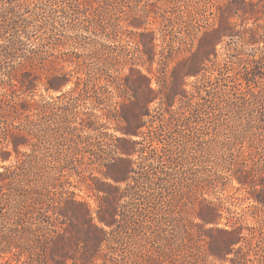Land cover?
I'll return each instance as SVG.
<instances>
[{
  "label": "trees",
  "instance_id": "obj_1",
  "mask_svg": "<svg viewBox=\"0 0 264 264\" xmlns=\"http://www.w3.org/2000/svg\"><path fill=\"white\" fill-rule=\"evenodd\" d=\"M124 1L103 0L100 6L93 0L83 3L60 0L59 9L51 10L45 25L47 29L43 28V37L38 43H32L31 37L20 30L14 18V7L2 6L0 9V156L6 160L10 155L9 147L20 155L13 165L0 171V260L9 256L1 264H17L22 257L27 259V264H98V261L100 264H123L119 259L123 258L121 254L107 258L106 251L110 253V250L122 246L121 235L127 233L130 223H135V217L148 218L153 198L164 202L163 225L171 228L165 233L166 228L160 226L161 233L153 237L161 244L159 250L148 247L150 239L146 238L156 223L141 226L140 230H137L138 226L134 228L133 232L142 234L146 244L138 246L137 255L128 257L130 264H154L159 258L171 259L173 264H188L189 259L194 258L198 264H205L208 257L221 264L251 262L248 254L253 245L242 234L240 226L217 227L219 209L214 203L202 200L197 211L201 223L195 224L191 221L193 209L192 214L189 209L181 210L189 200V191L173 196L165 186L173 181L185 151L190 149L189 157L197 158L203 174L206 171L198 183L201 189L216 187L224 178L252 189L254 173L260 169L254 171L252 167L240 166L241 161L237 162L232 152L233 145L240 144L246 137L252 120L224 140L220 139V134L228 125L226 121L215 119L211 125L212 136L198 141V122L192 121V114L184 112L182 129L177 131V137L170 138L172 143L161 146L157 144L161 143L159 139L154 137V123L157 119L158 126L168 127V124L178 122L179 106L175 109L174 104L178 101L181 105L183 99H187V104L191 105L196 94L200 100L194 102V107L203 106L201 100L204 98L199 96V89L187 91L183 89V81L206 70V61L217 65L216 61L209 59L212 53L214 58L217 57V44L224 39L232 41L235 37L247 46L258 44L264 35V25H259L261 17H256V12H253L255 25L252 28L236 30V25L230 22L232 10L234 14L242 12L247 15L243 7L256 4L246 0L227 1L217 16V23L202 33L199 46L177 62L170 72V59L162 48L157 61L158 89L155 90L149 76L157 55L154 32L147 27L150 10L140 14L138 5L128 7L131 18L127 24L135 29L134 35L138 38H129L133 39L134 47L126 49L120 43L123 41L120 15L125 12ZM91 9L97 10L95 18L87 15ZM260 12L264 18V11ZM57 17L62 20L56 21ZM91 27L112 44L94 42L95 45H90L85 33H89ZM66 28L75 32L69 34ZM248 62L252 61L243 60L242 64L246 75L251 77L244 80L253 84L264 83L260 80L264 78L261 65ZM146 65L148 74L142 70ZM220 66L218 64V74L221 73ZM168 72L173 79L170 84L167 82ZM39 83L46 91L59 94L39 100L33 95L21 96L32 92ZM69 84L72 86L64 91ZM96 89H113L121 97L133 98L134 102L119 108L97 110L99 113L77 111L75 103L79 98L85 97L89 91L96 93ZM229 94L228 97L224 94L223 107H218L214 116L222 117L231 112L237 115L240 111L252 115L253 105L260 106L264 98V93L260 99L252 94L255 102L248 103L244 98ZM155 101L158 106L152 113L149 104ZM104 120L119 125L122 137L118 141L124 144L115 147L112 151L115 157L107 163L103 162L106 152L100 144L88 142V139L103 134L99 129ZM147 143H150L148 151L145 150ZM21 148L28 151L20 152ZM226 151L227 155L224 154ZM85 154L96 159L100 168H105L103 175L113 183L97 185L93 177H89L92 183L87 182L82 174L85 170L81 169ZM134 155L138 156L137 162L131 160ZM212 156L223 161L214 173L205 167ZM73 175L76 182L91 192L102 193L96 194L98 205L95 211L84 200H77L74 192L62 187L63 183L71 186L68 178ZM185 184L187 188L193 186L192 183ZM125 198L128 200L123 202ZM252 198L264 208V187ZM139 199L143 200L144 208L135 202ZM66 222L69 226L62 227ZM207 238L208 250L200 255L202 252L194 249L196 241Z\"/></svg>",
  "mask_w": 264,
  "mask_h": 264
},
{
  "label": "rangeland",
  "instance_id": "obj_2",
  "mask_svg": "<svg viewBox=\"0 0 264 264\" xmlns=\"http://www.w3.org/2000/svg\"><path fill=\"white\" fill-rule=\"evenodd\" d=\"M52 1V3H49L46 0H0V9L2 6L14 7L16 13H12V15L14 14V18L16 19L20 30H22L25 35L31 37L30 39L32 43H38L43 37L44 29H47L45 25L49 21L51 10L59 9L58 5L60 0ZM84 1L87 0H78L79 3H83ZM227 1L232 2L234 0H125L123 4V10L125 12L120 15L121 26L123 27V41L120 43L124 48L131 49L134 47V44L132 43L133 39L129 38H138L136 37L137 35H134L135 29L127 24L131 18L129 16L128 7L131 5H138L137 9L140 11V14H142V11L144 10H150L151 14L149 17V25L147 27L150 31L154 32L156 44L155 53L157 55L151 67L152 73L149 76L152 78V88L156 90L158 89L156 84V75L159 67L157 61L162 48L164 49L165 55L170 59L168 64V70L170 72L172 67H174L177 62L185 58L191 51L195 50L199 46L202 33L208 31L211 27H213V24L217 23V16H219V13L223 11L224 5L226 6ZM250 1L255 2L256 5L253 7L245 5L243 7V9L247 11V15H243L242 12L234 14V10L231 12L230 22L236 25V30L254 27L255 14L253 12L257 13L256 17H261V20L258 22L259 25H264V18L260 12L264 11V0L262 2H259L260 0H246L248 3ZM93 3L101 6L103 5V0H93ZM143 5L148 6L143 7ZM251 13H253L252 15L254 16H251ZM96 14L97 10L91 9L88 11L87 15L89 18H95ZM58 15H60V13H57V16ZM81 15L82 14L79 16ZM80 18L83 19L82 16ZM59 20H62L61 17L56 18V21ZM66 29L69 31V34H73L75 32V30L71 28ZM260 32H262L261 29ZM85 35L89 37L88 40L89 43H91L90 45H95L94 42H104L107 45L112 44L111 41H105L99 31L93 27H91L89 33H85ZM120 43L116 44L120 45ZM215 50L217 57L214 58L212 53L209 56V59L211 61H216L217 63L215 64L217 65H213V63L206 61V70L201 71L197 77L190 76L188 78H184L183 81V89L187 91L190 89H199V96L201 95V97L204 98L201 100V102H204L203 106L194 107V102L200 100L198 94H196L195 99L192 100L191 105L187 104V99H183L181 105H178L179 102L177 101L173 108L176 109L179 106V121L168 124V127H163L161 125L158 126V121L155 119L154 126L156 131L154 132V137H157V139L161 142L160 144L157 143L158 146L168 144L171 142L172 138H176L177 131L182 129V113L184 112L186 114H192V121L197 120L198 122L196 130L198 141L202 139L206 140L209 136H212L213 129L211 128V125L215 119L221 120L222 122L226 121L228 125V128L225 127L226 130L220 134V139L224 140H228L231 135L240 131L241 127L246 126V124L252 120L246 137L240 144L236 143L233 145L232 152L236 155L237 162L241 161L240 166H247L248 168L252 167L254 171L260 169V171L254 173L255 185L252 189H249L247 187L240 186L236 180L224 178L220 180L221 182L216 187L210 186L204 190L201 189L198 183L206 171H204L203 174V171H201L200 168V161L197 158L189 157L190 149H187L188 151H185L182 164L176 168L179 171L173 175V181L166 184L165 187H168V192L173 196L179 194L181 191H189V200H186L185 205L181 206V210L184 212L189 209L192 214L193 209L194 213L191 221L195 224L201 223L199 218H197V211L202 200L214 203L219 209L217 227L220 229H229L234 224L236 226H240V228H242V234L246 236L247 240H249V242L253 245L251 252L248 254V259L251 262H248L247 264L257 263L260 261H263L264 263V208L257 204L252 198L261 192V189L264 187V98L262 97L260 106L253 105L255 110L252 115H248L246 111H240L237 115L231 112L222 117L218 115L214 116L216 115L214 114L216 109L218 107H223L222 101L226 100L224 94L227 97L230 95L229 93L235 94L237 97L247 100L248 103H254L255 99L252 97V94L257 95L260 99L264 93V83L261 82L253 84L252 81L246 82L244 80L247 76L251 77V75H246L244 64H242L243 60L252 61L248 62L250 64L259 63L262 67V77H264V35L259 40L258 44L249 46L244 45L238 37H235L232 41L224 39L222 43L216 45ZM218 64L221 65L220 74L217 72V69L219 68ZM146 67L148 66L146 65L142 68V70L144 73L148 74ZM124 72H127V69H125ZM169 72L167 77L168 84L173 81V79L169 77ZM260 80L263 81L264 78ZM71 86L72 84H69L63 90L67 91ZM58 94L59 93L56 92L46 91L43 84L39 83L37 88L33 89L32 92L24 93L21 96L27 98L33 95L35 100H39L41 98H54ZM96 98L101 101L97 102L95 100ZM128 98L130 97L119 96L113 89H96V93L89 91L85 97L79 98V100L75 103V106L76 110L80 113L91 111L97 112V110H107L113 107L119 108L121 105H128L131 102H134L133 98H130V100ZM157 102L158 101H155L154 103L149 104L150 112H154L158 106ZM234 110H236L235 107ZM103 122L104 125H102L99 129V132H102L103 134H101L98 138L92 137L91 139H88V142L92 145L100 144L106 152V157H104L105 160H103V162L107 163L115 157L112 152L115 147L122 146L124 144L118 141V138L122 137V134L119 131V125L115 122H105V120ZM132 139L137 140L136 137H132ZM148 145H150V143L146 144L145 150L147 151L150 150ZM154 146H156V143H154ZM7 150L10 151V155L6 158V160H2L0 156V171H2L3 167L13 165L19 159L20 155L15 154L10 147ZM23 151H28V149L21 148L20 152ZM224 154L227 155V151ZM89 157L91 160L88 159ZM137 158L138 156L134 155L131 157V160L137 162ZM83 162L84 165L81 166V169L83 168L85 171L82 174H84L88 183H92L91 180H89V177H93V179L96 180L97 185L102 186L103 183H113L111 179L105 178L103 175L105 168H100L96 163V159L85 154ZM220 162L223 161H220V159H216L215 156H212L208 159V162L205 163V167L214 173L216 170L220 169V167H218ZM46 166L51 167L50 164H46ZM183 172H185V175ZM68 179L71 182V186L67 183H63L61 184L62 187L66 190L74 192L77 200H84L88 203V205H90L91 209L95 211L98 205V198L96 194L102 195V193L91 192L83 184L76 182L77 178L74 175ZM185 183H192V188H187ZM169 185L171 188H169ZM123 186L124 185L122 184L121 187ZM166 195L167 193L164 191V196ZM127 200L128 198H125L123 202ZM135 202L139 207H145L141 204L143 203L142 199ZM150 202L151 212L148 214V218L143 219L135 217V223H130L127 233L121 235L122 240L120 242H122V246L118 247V249L114 251L110 250V253H108L109 251L107 250V258L117 257L116 255L121 254L123 258H119L118 256L120 263L130 264L128 257L135 254L137 255L138 246L146 244L144 236L137 231L134 233L133 229L138 226L137 230H140L139 227L144 225H153L154 223H156V227L153 226L152 230L148 231L146 234V238L150 239L148 247L152 246L155 249H160L161 244L153 237L161 233V229H159L160 226L166 228L165 233H167L171 227L163 225L162 213L165 209V205H163L164 202H160L157 198H153ZM68 226L69 223L66 222V224L62 227L67 228ZM207 241H209L208 238L196 241L194 249L195 251L202 252L200 255L205 254V251L208 250ZM114 246L116 247L117 245L114 244ZM235 248H237V246ZM8 257L9 256L5 257L4 260ZM4 260H0V264ZM170 260L159 258L154 264H173V262H171L172 260ZM26 261L27 259L22 257L17 264H27ZM97 263L100 264V261ZM188 264L198 263L194 258H190ZM205 264H221V262L213 260L212 257H208ZM224 264L229 263L226 262Z\"/></svg>",
  "mask_w": 264,
  "mask_h": 264
}]
</instances>
